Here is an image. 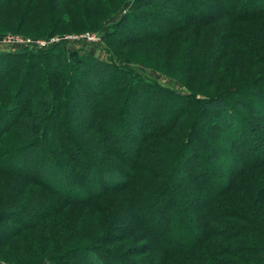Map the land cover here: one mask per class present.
I'll return each instance as SVG.
<instances>
[{"label": "trees", "instance_id": "1", "mask_svg": "<svg viewBox=\"0 0 264 264\" xmlns=\"http://www.w3.org/2000/svg\"><path fill=\"white\" fill-rule=\"evenodd\" d=\"M20 1L0 0V16L65 5ZM142 1L120 44L171 39L180 62L192 42L205 95L77 51L51 56L60 45L0 54L41 60L38 80L25 66L0 76V225L13 231L0 264H264V0H210L204 18L198 0Z\"/></svg>", "mask_w": 264, "mask_h": 264}, {"label": "rangeland", "instance_id": "2", "mask_svg": "<svg viewBox=\"0 0 264 264\" xmlns=\"http://www.w3.org/2000/svg\"><path fill=\"white\" fill-rule=\"evenodd\" d=\"M47 1L48 0H39L37 1V6ZM55 1L59 2V4H65L63 7L64 11L54 10L49 4L47 8L44 9L45 17H41L37 14L35 12L37 9H34V14L32 12H26L22 8L18 9V12H8L0 16V54L14 53L24 49H28L34 53L42 50L50 51L53 47L60 45L50 53L52 54L51 56L56 53L59 54V52H61L60 50H62L63 53L77 51L81 56H91L101 62L127 65L133 68L140 76L144 75L149 78L150 81L157 82L162 87L168 90H174L183 95L190 92L189 88L195 93L204 94L200 88L205 84L210 85L207 80H209L211 76L205 74L207 65L202 68V72L201 69H199V71L196 69L198 66L195 64V69L190 65V63L193 62L189 51L190 46L193 45L192 42L188 41L186 47L187 52H184L180 62H178L177 59L182 52L172 55V53L166 49L168 47L166 45L171 39L147 43L132 42L125 43V45L120 44V41H124V39H121L122 32L124 33L126 28H129L131 25V16L127 17V15L130 11V4L135 0H50L48 3ZM66 3L72 4L69 5ZM155 3L166 8L169 6L170 0H152L149 5L152 6ZM29 4L30 2L28 0H21L19 7ZM144 4L145 2L142 0H137L135 6L136 12H139V8ZM210 4V0H198L194 6H188L198 10L193 18L199 15L204 18L206 17L204 15H211V13H214L212 11L216 10V8L211 7ZM68 7L75 11V13H70L71 10L69 11ZM173 7L170 6V8ZM175 8L178 12L179 10H183V8L180 7ZM172 11L174 12V10ZM136 15L137 13H135V16ZM45 18L49 21L51 26L49 29H45L42 26ZM117 23L124 25L114 26ZM169 24L168 20L167 23H164L163 27ZM115 31H120L121 33L116 36V33H114ZM110 33H114L111 37L116 36L114 38L115 41L108 39ZM183 35L185 34L183 33L182 37ZM57 39L60 40L59 43H57ZM30 41L36 43L45 41L46 45L43 47V45L40 44L43 49L27 46L26 44ZM169 53L171 54L168 55ZM39 57L38 59H31L30 56H15L7 60L0 59V76L5 77V79L8 78L7 81H13V77L19 73L18 69L25 66L28 70L33 71L34 77L38 80L41 74L39 70L41 67V60H39ZM49 63L53 67L51 59L48 60V64ZM203 63L206 62L200 60L197 65H203ZM87 66L90 65L85 64L83 66L85 71L90 70ZM10 83L12 84V82ZM80 84L82 85V83ZM82 87L83 85L75 89L82 90ZM29 88H31V86L27 83L24 88V95L28 93ZM72 93L77 95L74 94L76 97L72 98L71 103L72 105L74 104L75 107L72 112L73 125L78 127V119L82 115L85 105L80 102L84 95L74 90ZM84 118V123H89L90 117L88 114H86ZM80 123L82 122L80 121ZM80 126L83 127L84 124H80ZM71 127L72 130L76 131V127ZM46 141L48 142V140ZM48 143L51 145L50 142ZM33 154L39 156L41 154V149L36 148ZM27 211L21 213V219H27V214H30V212L32 213L30 209ZM9 218L14 220V216L11 214H9ZM16 218L18 219V216ZM1 223L2 225L0 226L2 229H0L2 232L0 233V237L1 239H6L8 235L13 234V231H10L9 228L8 230L4 228V224L8 227L10 226L9 222ZM8 243L13 244L12 241L6 242V244ZM143 245V243H140L137 244L136 247L137 249H142Z\"/></svg>", "mask_w": 264, "mask_h": 264}, {"label": "built area", "instance_id": "3", "mask_svg": "<svg viewBox=\"0 0 264 264\" xmlns=\"http://www.w3.org/2000/svg\"><path fill=\"white\" fill-rule=\"evenodd\" d=\"M57 41V43H59L60 42V40L59 39H57L56 40ZM40 44H42L43 45V47H45V45H46V42L45 41H40V42H38V43H36V42H32V41H30L28 44H26L27 46H30V47H34V48H39V49H43L42 47H41V45ZM39 46V47H38Z\"/></svg>", "mask_w": 264, "mask_h": 264}]
</instances>
